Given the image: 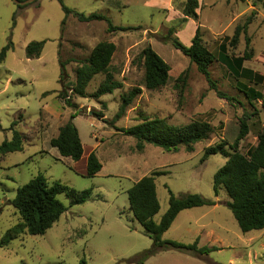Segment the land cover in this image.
<instances>
[{"label":"rangeland","instance_id":"1","mask_svg":"<svg viewBox=\"0 0 264 264\" xmlns=\"http://www.w3.org/2000/svg\"><path fill=\"white\" fill-rule=\"evenodd\" d=\"M61 1L85 16H104L114 27L138 29L108 32L104 21L79 22L72 15L65 16L57 0H37L27 6L0 0V50L9 42L12 44L0 64V144L10 140L14 131L23 137L22 151L0 155V238L20 222L10 204L17 189L38 174L45 177L48 186L59 182L76 191L92 190L88 201L76 206H71L64 194L58 195L66 212L44 235H22L0 248V264H135L133 261L151 248L152 241L143 235L130 212L126 192L155 172L162 174L155 177L159 202L155 223L168 208V191L175 197L197 194L216 202L214 208L180 212L161 239L183 245L197 240L198 248L216 250L194 256L165 249L141 264H264V229L242 233L225 206L229 202L225 191L220 189L214 197L213 176L226 158L216 154L202 159L207 148L219 144H225V151L231 153L228 148L245 115L250 114L251 118L247 122L248 134L237 147L240 154L256 145L257 136L264 129L259 103H254L253 111L236 90L234 76L218 61L221 44L226 45L230 58L242 56L244 36L240 35L235 48L228 46V40L235 28L252 15L246 34L252 58L244 61L242 67L262 79L253 78L250 83L240 80L262 91L264 0H197V23L190 19L184 22L185 0ZM198 25L204 45L216 57L208 68L211 79L219 92L238 103L219 99L195 65L166 41L172 31L171 37L188 46ZM31 42H44L38 59L25 57V48ZM101 42L115 45L110 70L122 88L98 100L73 96L67 88L75 82V70ZM148 46L171 71L168 83L156 91L143 87L144 70L139 57ZM185 70L186 83L174 87L177 76ZM103 78L93 77L85 88L88 96ZM135 87L140 88V95L123 117L114 120L120 95ZM62 91L72 108L58 97ZM72 115L83 148L77 162L60 157L49 146ZM142 118L164 119L173 126L200 121L210 125L213 132L206 141L194 145L192 152L180 149L166 153L152 145H145L138 152L135 140L121 130L139 124ZM91 152L101 170L87 178L85 155Z\"/></svg>","mask_w":264,"mask_h":264},{"label":"trees","instance_id":"2","mask_svg":"<svg viewBox=\"0 0 264 264\" xmlns=\"http://www.w3.org/2000/svg\"><path fill=\"white\" fill-rule=\"evenodd\" d=\"M17 1L23 2L25 0ZM57 2L60 4L65 16L72 15L82 23L104 21L107 24L108 32H126L138 29L133 27H114L104 16L96 14L85 16L65 7L61 0H57ZM197 8V0H185L182 8L184 22L190 19L197 23ZM251 21L252 15L242 25L235 28L232 37L228 40V46L235 48L239 42L240 35L244 36L245 49L242 56L230 58L227 55L226 45L221 44L218 51V61L234 76L236 90L244 96L253 111L256 110L254 103H259L260 109L264 113V88L262 91H258L240 80H246L250 83L253 78L262 79L261 76L254 75L252 71L242 67L244 61L252 58V52L249 47L250 39L246 35L247 27ZM63 25L64 21L62 22ZM171 35L172 31H169L166 41L179 54L188 58L191 64L195 65L197 72L205 79L209 89L215 91L219 99L237 102L234 98L219 92L215 82L210 77L208 68L216 61V57L204 45L200 36L199 25L188 46H184ZM43 46L44 42L29 43L25 48L26 59H38ZM11 48L12 44L9 42L0 50V64L4 62L6 54ZM115 50V45L108 42L98 43L92 49L90 56L81 62L75 70L74 84L67 88L73 96L81 99L92 98L98 100L100 97L112 94L113 91L122 88V84L114 80L110 70ZM139 60L144 70L143 87L146 90L156 91L168 83L171 71L151 47L148 46L142 50ZM60 65L63 69L64 63ZM97 75H103L104 78L93 94L88 96L85 88L93 77ZM186 79L187 70L177 76L174 87H177L178 83L182 84L183 87ZM140 93V88L135 87L120 95V103L114 120L124 116L125 111ZM57 95L67 107H73L63 91ZM74 116L72 115L70 120L59 128L57 136L50 140L49 146L55 149L60 157L77 162L83 154V148L78 132L72 124ZM250 118L249 114L241 119L239 133L233 144L228 148L231 153L225 151V144H219L216 147L207 148L202 156L203 160L216 154L226 158L224 165L213 176L212 190L214 197L217 196L220 189L225 191L229 198V202L225 203V206L231 211L242 233L264 229V129L258 134L256 145L248 150L246 154H240L237 150L239 142L248 134L247 122ZM121 132L135 140V149L138 152H141L145 145H152L166 153H177L180 149L192 152L194 145L206 141L213 130L210 125L200 121H191L183 126H173L169 125L164 119L142 118L139 124L121 130ZM22 149L23 137L14 131L10 140H4L0 144V155L20 152ZM100 170L101 164L95 153L91 152L87 157L85 176L87 178L94 177ZM160 175L162 174L155 172L150 176H145L134 183L126 192L130 212L140 225L143 235L152 241L151 248L143 253L138 261H133V263L141 264L144 259L165 249L194 256L215 251L216 248H198L196 242L191 245H183L175 241H163L161 239L180 212L193 208L211 207L215 205V202L197 194H184L175 197L168 191V208L159 222L155 223L153 218L159 211L155 177ZM91 193V189L76 191L59 182H54L48 186L45 177L42 174H38L27 184L17 189L14 199L10 202L18 213L20 222L8 229L0 238V248L7 246L11 241L22 235H44L66 212V208L57 199L58 195L64 194L69 199V204L76 206L88 201ZM82 264L85 263L83 262Z\"/></svg>","mask_w":264,"mask_h":264},{"label":"water","instance_id":"3","mask_svg":"<svg viewBox=\"0 0 264 264\" xmlns=\"http://www.w3.org/2000/svg\"><path fill=\"white\" fill-rule=\"evenodd\" d=\"M37 0H25L23 2H19L17 0H13V2L18 5V6H27V5H31L33 4L34 2H36Z\"/></svg>","mask_w":264,"mask_h":264},{"label":"crops","instance_id":"4","mask_svg":"<svg viewBox=\"0 0 264 264\" xmlns=\"http://www.w3.org/2000/svg\"><path fill=\"white\" fill-rule=\"evenodd\" d=\"M90 153H88L87 155H85V158H86V161H87V157H88V155H89ZM83 155V154H82ZM82 157V156H81ZM81 159V158H80ZM215 202V201H214ZM220 203V202H219ZM215 205H216V202H215ZM214 205V206H215ZM214 206H211V207H213L214 208ZM216 207V206H215ZM190 210V209H189ZM196 243H197V240L195 241Z\"/></svg>","mask_w":264,"mask_h":264}]
</instances>
